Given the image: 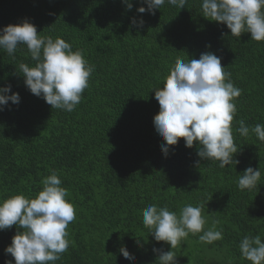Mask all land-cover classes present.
I'll return each mask as SVG.
<instances>
[{
    "label": "trees",
    "instance_id": "16d2710c",
    "mask_svg": "<svg viewBox=\"0 0 264 264\" xmlns=\"http://www.w3.org/2000/svg\"><path fill=\"white\" fill-rule=\"evenodd\" d=\"M132 3L129 11L122 0H0V29L27 18L38 32L83 49L95 65L81 103L69 113L26 88L17 74L21 62L34 66L26 49L15 59L0 50V87L11 84L21 96L19 105L9 102L0 111V199L34 197L51 170L60 173L76 219L68 226L69 249L56 264H132L121 246L135 264H157L152 248L171 246L154 240L142 210L157 204L179 212L199 202L206 227L219 221L223 239L206 244L189 235L175 249L179 264H250L238 245L248 234L264 239V143L235 134L236 168L200 160L198 146L187 148L183 138L166 158L153 123L160 110L153 89L163 87L178 56L199 59L211 51L243 90L233 127L241 119L250 127L264 124V42L250 33L232 37L226 25L201 15L200 0L181 10L165 4L155 15L137 12L141 0ZM141 16L144 27H131V18ZM249 166L260 167V186L241 191L238 177ZM16 231H0V264H14L4 250ZM137 237L147 241L142 248Z\"/></svg>",
    "mask_w": 264,
    "mask_h": 264
},
{
    "label": "clouds",
    "instance_id": "9594fccd",
    "mask_svg": "<svg viewBox=\"0 0 264 264\" xmlns=\"http://www.w3.org/2000/svg\"><path fill=\"white\" fill-rule=\"evenodd\" d=\"M122 3L127 10H132V0H122ZM165 4L181 10L188 0H141L137 12L155 15ZM200 11L207 20L226 25L232 37L240 38L242 34L250 33L251 40L264 42V0H200ZM144 24L142 16L131 18L130 25L137 30ZM43 32H38L37 26L27 18L21 23L9 24L0 29V50L15 59L17 52L26 49L25 54L30 56L34 66L24 62L19 63L18 68L16 66L26 88L52 109L73 112L89 87L95 65L88 61L83 49L73 50L72 44L62 37L53 38ZM226 69L221 58L211 51L201 53L199 59L186 60L178 56L163 87L153 89L160 105L153 123L166 142L161 145L166 158L171 146L178 145L183 138L187 148L198 146L200 160L218 162L221 169L233 165L236 168L240 161L235 157L241 150L235 134L244 138L254 135L264 143V124L250 127L241 119L236 121L239 127H233L238 112L236 100L243 90L235 86L231 72ZM9 102L15 105L21 102L20 94L12 92L11 84L0 87V111ZM261 177L260 167L249 166L238 177L237 187L241 191H252L260 186ZM41 184L42 190L34 197L19 193L0 199V231L13 226L17 229L4 250L6 255L14 258V264H56L69 249L68 226L76 219L69 190L63 186L56 170H51ZM204 208V202H199L195 206L186 204L179 212L157 204L142 210L143 226L154 240L171 246L167 251L152 248L157 255V264H179L175 249L189 235L198 236L199 241L206 244L223 239L222 230L216 227L219 221L206 227ZM146 242L138 237L135 240L140 248ZM238 248L241 258L250 264H264V239L260 235H244ZM119 252L135 264V257L126 246H121ZM5 264H13V259L6 260Z\"/></svg>",
    "mask_w": 264,
    "mask_h": 264
}]
</instances>
